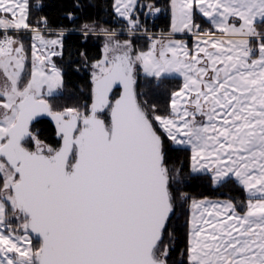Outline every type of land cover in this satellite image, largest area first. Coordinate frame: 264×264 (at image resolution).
<instances>
[{"label":"snow or ice","instance_id":"6c2138e0","mask_svg":"<svg viewBox=\"0 0 264 264\" xmlns=\"http://www.w3.org/2000/svg\"><path fill=\"white\" fill-rule=\"evenodd\" d=\"M136 6L112 5L130 35ZM40 8L0 0V264H169L168 224L192 174L214 186L234 180L247 198L190 201L187 264H264V0H171V33L196 35L194 52L170 34L148 35L137 51L116 30L84 24L85 37L105 39L91 102L62 111L50 99L63 89L51 57L64 31L46 38L33 27ZM197 11L225 38L202 31ZM21 30L32 33L30 72ZM138 67L148 92L182 78L167 115L138 90ZM41 115L55 121L57 144L33 131ZM165 137L190 150L187 176L168 167Z\"/></svg>","mask_w":264,"mask_h":264},{"label":"trees","instance_id":"16d2710c","mask_svg":"<svg viewBox=\"0 0 264 264\" xmlns=\"http://www.w3.org/2000/svg\"><path fill=\"white\" fill-rule=\"evenodd\" d=\"M140 1L151 3L160 11L154 15L144 17V10L140 6ZM41 8L33 9L28 22L33 26H39L55 32L64 31L63 47L60 63L62 68L63 89L51 99L54 111H62L64 107H82L90 104L91 79L87 63L98 60L102 55L103 35L89 34L85 37L80 32L82 25L93 24L98 28H108L109 30L122 31L127 28V21L120 19L113 10V0H40ZM35 4V0H32ZM136 7L139 15L140 27L138 30H147L146 34L133 35L131 41L136 50H144L148 47V34L158 36L159 33L170 31V0H139ZM69 13L72 14L71 19ZM47 18V25L39 24V18ZM135 16V15H134ZM86 53L87 62L80 55ZM143 72L138 74L139 91L148 92V81ZM181 85V78L170 77L166 80L162 89L148 92V98L156 103L160 108V114L167 115L169 112L168 103L172 90H178ZM158 127V125H157ZM33 131L37 132L41 139L51 144H57L55 130L52 124L45 119H40L33 125ZM166 159L171 170L182 167L187 176L190 172V150L178 148L172 145L165 137ZM187 196V201L178 200L175 204V212L172 215L168 231L172 236H165V243H168L171 252L169 264H187V220L189 218V204L192 199L203 198H227L236 202L240 207V202L246 200L247 195L242 187L234 180L229 181L226 186H214L207 175L192 174L187 182L179 186Z\"/></svg>","mask_w":264,"mask_h":264},{"label":"rangeland","instance_id":"374dc122","mask_svg":"<svg viewBox=\"0 0 264 264\" xmlns=\"http://www.w3.org/2000/svg\"><path fill=\"white\" fill-rule=\"evenodd\" d=\"M138 2H139V0H137V5H139L138 4ZM113 3H114V0H113ZM146 4H151V3H148V2H145V1H140V6L139 7H142V9L144 10V17H146L147 15H150L149 13H148V8L147 7H143L144 5H146ZM170 7V20H171V24H172V9H171V0H170V5H169ZM137 7V6H136ZM115 12V11H114ZM115 14H116V12H115ZM117 15V14H116ZM135 15V16H134ZM152 15H154V14H152ZM118 16V15H117ZM133 16L135 17V18H139V15H137V12H136V8H135V10H134V12H133ZM119 17V16H118ZM120 19H122L121 17H119ZM140 21V20H139ZM127 27H128V23H127V25H126ZM42 30V32H43V34L45 35V37L46 38H56V36L59 34V32H53V31H48V30H45V29H41ZM117 32V36H118V38L121 40V41H123V40H125V39H130L131 40V37L133 36V35H138V34H146L144 31H140V30H136L135 31V34H133V35H130L129 34V32L127 31V28L126 29H124V30H122V31H116ZM31 35H32V33L31 32H26L25 30H22L21 31V36H22V38H23V40H24V43H25V47H26V50H27V56H28V60H27V70H28V72H30L31 71V62H32V55H31V53H32V49H31V43H32V41H31ZM148 35H154L153 33H149ZM153 37H155V38H159V36H153ZM171 38L172 39H175V40H180V41H182L181 39H179V38H177V37H174V36H171ZM104 42H105V39H104V37H103V42H102V49H103V44H104ZM187 47H188V43H187V41H185V39H184V41H182ZM148 46H149V44H148ZM189 49V48H188ZM58 51H60L61 53H62V48H58L57 49ZM148 50V47L146 48V49H144V50H142V51H147ZM138 51V50H137ZM141 51V50H140ZM101 57H102V55H101ZM100 57V58H101ZM61 58V55H57V56H53V57H51V60H52V63H54L56 66H57V68H59V69H61V74H62V68H61V63H60V59ZM99 58V59H100ZM94 62V61H93ZM91 63L92 62H90V63H87L86 65H85V68L88 70V72H89V74H90V79H91V71H92V69H91ZM143 71H142V69H140L139 67H138V74H140V73H142ZM179 77V76H178ZM181 78V77H180ZM159 127V126H158Z\"/></svg>","mask_w":264,"mask_h":264},{"label":"crops","instance_id":"0c3cea01","mask_svg":"<svg viewBox=\"0 0 264 264\" xmlns=\"http://www.w3.org/2000/svg\"><path fill=\"white\" fill-rule=\"evenodd\" d=\"M196 22L200 24L202 31L207 30V29H211L213 32H215L216 35L214 38H216V39H224L225 38L219 32H217L216 29L212 28L211 24L209 22H207L206 19L203 18L198 11L196 12ZM193 32H195V29L193 30ZM166 34H170L171 36L177 37V38L181 39L182 41H184V39H185V41H187V43H188L189 50H191L193 52L195 51L196 43H197V36L194 35L193 33H190V32L171 33V28H170L169 32L159 33L158 36L160 37L161 35H166ZM253 44L255 45V41H253ZM256 54L258 55V51ZM182 83H183V81L181 78V84ZM203 199H205V198H203ZM207 199L210 201H213V202L230 200L227 198H207ZM198 200H202V199H198ZM189 215H190V213H189Z\"/></svg>","mask_w":264,"mask_h":264},{"label":"water","instance_id":"95a60500","mask_svg":"<svg viewBox=\"0 0 264 264\" xmlns=\"http://www.w3.org/2000/svg\"><path fill=\"white\" fill-rule=\"evenodd\" d=\"M82 27H83V25H82ZM82 27H81V29H82ZM80 32H83V31L80 30ZM40 119L48 120V121L52 124V126L54 127L55 135H56V125H55V121H53L52 118H51L50 116H47V115H41V116H39V117L36 118V120L33 122V124L36 123L37 121H39ZM56 137H57V136H56Z\"/></svg>","mask_w":264,"mask_h":264},{"label":"flooded vegetation","instance_id":"af4514ba","mask_svg":"<svg viewBox=\"0 0 264 264\" xmlns=\"http://www.w3.org/2000/svg\"><path fill=\"white\" fill-rule=\"evenodd\" d=\"M33 125H35V123ZM33 125H32V127H33ZM55 137H56V135H55ZM56 139H58V138L56 137Z\"/></svg>","mask_w":264,"mask_h":264}]
</instances>
